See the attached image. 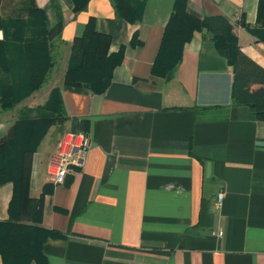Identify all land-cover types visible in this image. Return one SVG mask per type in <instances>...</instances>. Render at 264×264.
Instances as JSON below:
<instances>
[{
    "label": "crops",
    "instance_id": "crops-1",
    "mask_svg": "<svg viewBox=\"0 0 264 264\" xmlns=\"http://www.w3.org/2000/svg\"><path fill=\"white\" fill-rule=\"evenodd\" d=\"M21 1L0 0V17ZM173 1L132 0L139 17L129 23L109 0H90L76 15L68 0H34L48 27L63 21L55 64L39 91L0 111V138L59 90L68 120L49 128L29 161V196L51 186L39 225L65 235L43 244L46 264H264V122L231 105L232 67L200 34L183 45L169 80L151 75ZM258 2L186 0V11L228 19L240 52L264 69V44L249 32ZM90 17L110 37L108 53L123 50L100 95L62 84L71 41ZM237 92L262 96L264 88ZM65 131L88 134L91 145L81 167L52 186L45 168ZM11 194L0 184V221L10 217Z\"/></svg>",
    "mask_w": 264,
    "mask_h": 264
},
{
    "label": "trees",
    "instance_id": "trees-1",
    "mask_svg": "<svg viewBox=\"0 0 264 264\" xmlns=\"http://www.w3.org/2000/svg\"><path fill=\"white\" fill-rule=\"evenodd\" d=\"M68 1L71 12L76 15L86 10L90 0ZM109 1L115 18L129 23L138 20L139 13L132 0ZM255 22L257 31L249 32L264 44V0L258 2ZM62 28L61 17L48 27L44 11L34 0L21 1L15 14L0 17V111L13 109L43 87L55 64L52 40L60 41ZM197 34L206 37L216 53L232 67L231 105L246 106L252 121L264 122V94L240 98L237 92L239 87L250 85L264 88V69L240 52L228 19L223 16L197 18L186 11V0L173 1L151 75L169 80L180 61L183 45ZM109 44L110 37L98 33L94 19L88 18L80 36L71 41L63 86L103 94L123 56L122 48L108 53ZM33 112L35 116L16 121L0 138V184L8 181L12 186L10 217L0 221L1 264H46L43 244L65 237L39 225L43 197L50 194L51 186L45 185L37 198L30 197L28 189L31 155L51 126L68 120L59 90L52 89L46 101ZM13 210L18 214L12 215Z\"/></svg>",
    "mask_w": 264,
    "mask_h": 264
},
{
    "label": "built area",
    "instance_id": "built-area-1",
    "mask_svg": "<svg viewBox=\"0 0 264 264\" xmlns=\"http://www.w3.org/2000/svg\"><path fill=\"white\" fill-rule=\"evenodd\" d=\"M90 145L91 139L84 132H63L47 160L45 174L48 182L52 186L62 185L65 177L71 174L73 169L81 167L83 157L89 150ZM222 198V192L215 195V208H219Z\"/></svg>",
    "mask_w": 264,
    "mask_h": 264
},
{
    "label": "water",
    "instance_id": "water-1",
    "mask_svg": "<svg viewBox=\"0 0 264 264\" xmlns=\"http://www.w3.org/2000/svg\"><path fill=\"white\" fill-rule=\"evenodd\" d=\"M209 168L208 165H206V177H208Z\"/></svg>",
    "mask_w": 264,
    "mask_h": 264
}]
</instances>
